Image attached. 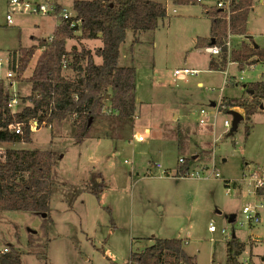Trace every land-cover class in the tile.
Returning a JSON list of instances; mask_svg holds the SVG:
<instances>
[{"label": "rangeland", "instance_id": "1", "mask_svg": "<svg viewBox=\"0 0 264 264\" xmlns=\"http://www.w3.org/2000/svg\"><path fill=\"white\" fill-rule=\"evenodd\" d=\"M37 1L55 5V11L45 15L15 12L9 25V0H0V61L11 50H19L21 56L22 48L37 46L19 79L5 63L0 66L11 98L21 103L16 111L30 103L23 96L32 92L30 78L38 58L53 41L64 13L76 16V0ZM158 1L167 7V16L136 37L129 29L121 45L119 65L136 69L132 122L108 109L82 144H75L70 118L53 126H35L31 143L0 142V153L16 147L55 152L51 223L44 227L39 214L0 211V251L13 247L22 252L23 264H129L132 253L144 250L155 239L183 238L186 252L197 264H227L226 243L235 233L245 243L242 254L247 261L242 264H264V240L259 237L264 239V191L260 196L254 192L250 176H264V101L249 118L242 108H229L244 116L231 135L224 121L232 122V115L221 104L227 96L247 98L243 86L264 79V64L248 61L241 68L229 62L225 70H211L210 61H220L223 55L207 53V45L197 47V41L210 37L206 11L218 0L188 5ZM76 34L81 36V31ZM250 39L264 46V0H255L247 33L229 38L228 58L233 48ZM81 43L93 54L103 45L98 39L75 38L68 39L66 46L80 49ZM183 66L198 73L176 80L174 70ZM8 72H13V78L6 76ZM63 74L76 76L71 69ZM112 93L107 94V107ZM202 108L215 113L219 108L221 113L201 125ZM144 133L145 141H138L136 137ZM182 158L188 160L190 177L176 176L175 169L184 164ZM164 170L168 172L162 176ZM200 171L201 177H195ZM225 180L231 181L229 187ZM255 203H263L261 222L242 224L244 207ZM230 215L236 216L232 223ZM212 223L215 232L209 231ZM223 228L231 236L222 234Z\"/></svg>", "mask_w": 264, "mask_h": 264}, {"label": "trees", "instance_id": "2", "mask_svg": "<svg viewBox=\"0 0 264 264\" xmlns=\"http://www.w3.org/2000/svg\"><path fill=\"white\" fill-rule=\"evenodd\" d=\"M171 1L177 5H188L200 0ZM254 2L255 0H231L229 18L227 12L217 5L208 9L206 14L211 23L210 37L199 38L197 47L212 45L213 39L215 44L221 45L229 35H245ZM74 11L76 16L63 19L54 32L53 41L38 58L30 78L32 92L24 97L34 107L25 106L13 113L8 106L11 94L5 81L0 79V142L31 143V121L41 128L70 118L75 144H82L92 136L98 121L105 117L108 109L115 112L121 120L132 122L136 69L119 65L121 45L125 42L129 29L134 32L135 37L142 31L154 29L159 19L167 16V7L158 0H76ZM79 30L81 36L76 34ZM75 38L100 39L103 45L94 54L82 43L80 49L74 45L68 50L66 41ZM36 50L37 46L32 45L22 48L21 56L16 51L10 53L8 66L18 79ZM230 54L229 59L228 48L225 46L220 61H210L211 70H225L229 62L238 63L240 67L248 61L255 65L264 64V46L255 44L253 39L233 48ZM95 55L101 57V64L96 63ZM65 69L75 71L76 76L66 77L63 74ZM109 90L113 93L107 107ZM244 91L248 94L247 98L227 96L221 99V104L227 107V112L230 111L229 108L240 107L246 118H249L263 105L264 79L245 84ZM10 125H20L21 132L10 130ZM180 134L178 129L177 135ZM117 136L121 138L122 134ZM54 155L55 152L50 150L22 148H9L0 153V211L39 214L44 218V227L51 223L49 211ZM188 172L189 164L186 160L184 164H179L176 176L185 177ZM235 183L233 182L237 187ZM230 185L231 181L225 180V186ZM263 191L264 187L259 188L257 193ZM29 244L32 245L30 239ZM184 244L183 238L155 239L144 250L138 249L132 253L129 264H197L195 257L186 252ZM244 250L245 243L233 233L226 243V263L242 264L240 256ZM22 256V252L11 247L8 252L0 253V264H23ZM37 256L41 257L40 254Z\"/></svg>", "mask_w": 264, "mask_h": 264}, {"label": "built area", "instance_id": "3", "mask_svg": "<svg viewBox=\"0 0 264 264\" xmlns=\"http://www.w3.org/2000/svg\"><path fill=\"white\" fill-rule=\"evenodd\" d=\"M231 0H218L216 5L218 8H221L223 11L227 12L228 18L230 17V13H231ZM9 10H8V15H7V20L8 23L10 25H13V14L15 12H23V11H27L30 13H37V14H41V15H45L48 14L51 11H55V5L49 6L48 3L46 2H34L32 3L31 1L27 0V2H24V0H9ZM64 18H71V15L69 13H64ZM229 38L231 37V35L228 36ZM229 38L227 39V41L225 40L223 44H212L209 45L205 48L206 52L211 54V55H215V56H219L221 55V53L223 52V48L226 46L229 50L230 48V41ZM63 63H66L65 61H63ZM198 73V70L194 69V68H189L187 66H183L180 68H176L174 70V77L176 80H188L191 77H194L196 74ZM7 77L12 78L13 77V72H8L7 73ZM21 103L19 102V100L15 97V98H11L9 100V108L11 109V111L13 113L17 112L16 109L19 107ZM24 107L25 106H31L34 107L31 103L28 104H23ZM225 106V105H223ZM17 107V108H16ZM16 108V109H15ZM217 113H221L220 109L218 108L216 113L215 112H209L207 109L202 108L200 110V120H199V124L201 125H206L209 123V121L211 119H214L217 116ZM37 127V123L34 121H31V129L34 127ZM232 126V122L231 120H225L224 121V127L226 129H230ZM38 128V127H37ZM10 130H15L16 133H20L21 132V126L18 125H10L9 126ZM150 132V129L146 130V133L148 134ZM136 139L138 141H145L146 137H145V133L144 135L141 136H137ZM216 139V138H215ZM181 162H184V159L182 158L180 160ZM157 167H160L161 165H156ZM168 171L164 170L162 171V176H164V174H166ZM149 175H152V170L148 171ZM197 176L195 175V177H201L202 172H196ZM190 171L185 175V177H190ZM252 179L254 181V192L257 193L259 188L264 187V176L260 175V174H255V175H251ZM252 192V191H250ZM253 192V193H254ZM263 206V203H255L254 205H246L244 207L243 212L246 214V220L243 221L242 224H251V223H255V224H259L262 220L261 218V208ZM209 231L210 232H215L217 231V227L215 226V224H210L209 226ZM222 234H225L226 236H231V234L227 233V228H223L221 230ZM9 248H5L2 251H0V253L2 252H8ZM240 260L241 261H246L245 256L241 255L240 256Z\"/></svg>", "mask_w": 264, "mask_h": 264}, {"label": "water", "instance_id": "4", "mask_svg": "<svg viewBox=\"0 0 264 264\" xmlns=\"http://www.w3.org/2000/svg\"><path fill=\"white\" fill-rule=\"evenodd\" d=\"M251 37V36H249ZM212 44H215V40L213 39L212 40ZM244 88H245V85H244ZM229 113L232 115V127H231V130H230V135L233 134L237 128H238V125L239 123L244 119V116L241 112L237 111V110H234V109H231L229 111ZM228 221L230 223L234 222L236 220V216L235 215H230L228 217Z\"/></svg>", "mask_w": 264, "mask_h": 264}, {"label": "crops", "instance_id": "5", "mask_svg": "<svg viewBox=\"0 0 264 264\" xmlns=\"http://www.w3.org/2000/svg\"><path fill=\"white\" fill-rule=\"evenodd\" d=\"M36 2H38L37 0H36ZM10 25V24H9ZM59 25V24H58ZM233 36V35H232ZM231 36V37H232ZM98 40H100V39H98ZM99 43H101V42H99ZM100 46L99 47H101L102 46V44H99ZM14 51H16V52H19V50H11L10 52H9V54L7 55V56H5L4 58H1V61H0V66L1 65H3L4 63L8 66V62H9V55H10V53H12V52H14ZM96 63H98V64H101L102 63V59H99V60H97L96 61ZM6 76H7V74H6ZM3 77L0 75V79H2ZM14 84L15 83H12L11 84V89H12V87H14ZM199 85H201V84H199ZM244 87V86H243ZM23 97H25V96H23ZM14 147H16V146H14ZM16 148H18V147H16ZM152 162V161H151ZM150 162V163H151ZM177 169H178V167H177ZM177 169H175V171H177ZM258 194V193H257ZM260 195H262V193H260L259 194V196ZM236 235V234H235ZM260 238H261V240H264L261 236H259ZM244 252V251H243ZM243 256H244V254H242ZM247 261V260H246ZM243 262H245V261H243Z\"/></svg>", "mask_w": 264, "mask_h": 264}]
</instances>
